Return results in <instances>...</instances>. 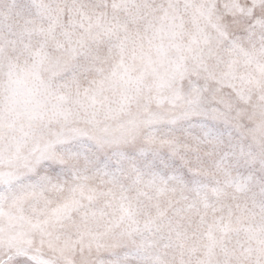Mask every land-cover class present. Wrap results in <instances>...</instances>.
Returning a JSON list of instances; mask_svg holds the SVG:
<instances>
[{
    "label": "snow or ice",
    "instance_id": "obj_1",
    "mask_svg": "<svg viewBox=\"0 0 264 264\" xmlns=\"http://www.w3.org/2000/svg\"><path fill=\"white\" fill-rule=\"evenodd\" d=\"M0 264H264V0H0Z\"/></svg>",
    "mask_w": 264,
    "mask_h": 264
}]
</instances>
